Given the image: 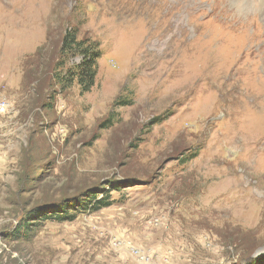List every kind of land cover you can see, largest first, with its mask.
I'll return each instance as SVG.
<instances>
[{
	"label": "rangeland",
	"instance_id": "1",
	"mask_svg": "<svg viewBox=\"0 0 264 264\" xmlns=\"http://www.w3.org/2000/svg\"><path fill=\"white\" fill-rule=\"evenodd\" d=\"M260 1L0 0V264H264Z\"/></svg>",
	"mask_w": 264,
	"mask_h": 264
},
{
	"label": "trees",
	"instance_id": "2",
	"mask_svg": "<svg viewBox=\"0 0 264 264\" xmlns=\"http://www.w3.org/2000/svg\"><path fill=\"white\" fill-rule=\"evenodd\" d=\"M61 51L66 53L77 52L79 55L83 56V60L81 63L76 64L72 70H69V77L66 79V75L61 77L60 84H64V86L69 85V82L74 80L75 78L79 82L80 85L84 87L85 90H89L90 87L94 84L95 76L97 73V61L101 55L100 49L97 48V44L90 41H79L77 39V30L73 29L72 31H67L66 35L63 37ZM55 79L59 77V75L54 76ZM63 86V87H64ZM123 103H127L123 101ZM115 190L117 188H114ZM109 192L101 199H97L96 194H93L91 198H87V201L80 205L79 211H88V210H97L106 205H110L109 201H107L111 196ZM82 200V199H81ZM80 200V201H81ZM68 213L66 209L60 210H51L41 212L39 216H41L42 220H55V221H64L69 217L65 215ZM34 218L33 216L28 218V221L24 223V231L23 234L26 237H30V226L29 220Z\"/></svg>",
	"mask_w": 264,
	"mask_h": 264
},
{
	"label": "bare ground",
	"instance_id": "3",
	"mask_svg": "<svg viewBox=\"0 0 264 264\" xmlns=\"http://www.w3.org/2000/svg\"><path fill=\"white\" fill-rule=\"evenodd\" d=\"M230 1H231L232 3H235V2L238 1V0H230ZM244 1H246V0H244ZM260 3H261V9L264 11V0H261ZM237 6H238V4H237ZM244 7H245V6H244ZM239 9H240V8H239ZM231 11H232V10H231ZM245 20H246V19H245ZM236 22H238V21H236ZM240 23H242V22H240ZM245 25H246V23L237 26V28H240L242 31L245 32V30L243 29ZM234 28H235V27H234ZM238 33H241V32L238 31ZM201 66H202V65H201Z\"/></svg>",
	"mask_w": 264,
	"mask_h": 264
}]
</instances>
